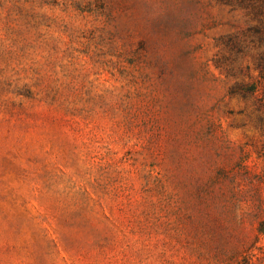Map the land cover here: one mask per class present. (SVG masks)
I'll return each mask as SVG.
<instances>
[{"label": "rangeland", "instance_id": "374dc122", "mask_svg": "<svg viewBox=\"0 0 264 264\" xmlns=\"http://www.w3.org/2000/svg\"><path fill=\"white\" fill-rule=\"evenodd\" d=\"M263 0H0V264H264Z\"/></svg>", "mask_w": 264, "mask_h": 264}, {"label": "trees", "instance_id": "16d2710c", "mask_svg": "<svg viewBox=\"0 0 264 264\" xmlns=\"http://www.w3.org/2000/svg\"><path fill=\"white\" fill-rule=\"evenodd\" d=\"M249 1H251V0H249ZM254 32L259 35V38L262 39V41H264V27L258 26ZM260 67L262 68V70H264L263 64H260ZM258 230H259L260 234H264V219L259 223Z\"/></svg>", "mask_w": 264, "mask_h": 264}]
</instances>
